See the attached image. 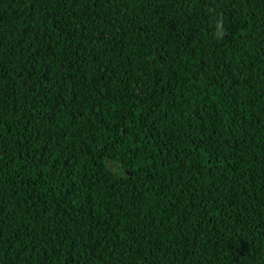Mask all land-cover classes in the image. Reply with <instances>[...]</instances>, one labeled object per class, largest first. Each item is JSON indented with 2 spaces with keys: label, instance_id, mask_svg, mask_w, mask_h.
<instances>
[{
  "label": "trees",
  "instance_id": "16d2710c",
  "mask_svg": "<svg viewBox=\"0 0 264 264\" xmlns=\"http://www.w3.org/2000/svg\"><path fill=\"white\" fill-rule=\"evenodd\" d=\"M0 264H264V0H0Z\"/></svg>",
  "mask_w": 264,
  "mask_h": 264
},
{
  "label": "clouds",
  "instance_id": "9594fccd",
  "mask_svg": "<svg viewBox=\"0 0 264 264\" xmlns=\"http://www.w3.org/2000/svg\"><path fill=\"white\" fill-rule=\"evenodd\" d=\"M217 28V35H219L220 37H223L224 33V28H223V22L219 21L216 25Z\"/></svg>",
  "mask_w": 264,
  "mask_h": 264
}]
</instances>
